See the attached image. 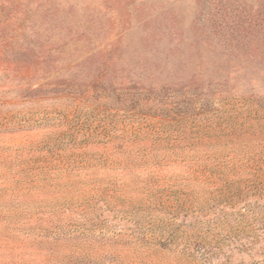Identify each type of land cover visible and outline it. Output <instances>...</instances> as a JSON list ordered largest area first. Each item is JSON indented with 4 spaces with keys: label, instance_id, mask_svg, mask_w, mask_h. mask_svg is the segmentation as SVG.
Returning a JSON list of instances; mask_svg holds the SVG:
<instances>
[{
    "label": "rangeland",
    "instance_id": "1",
    "mask_svg": "<svg viewBox=\"0 0 264 264\" xmlns=\"http://www.w3.org/2000/svg\"><path fill=\"white\" fill-rule=\"evenodd\" d=\"M92 205L90 234L264 264V0H0V264L65 256Z\"/></svg>",
    "mask_w": 264,
    "mask_h": 264
},
{
    "label": "trees",
    "instance_id": "2",
    "mask_svg": "<svg viewBox=\"0 0 264 264\" xmlns=\"http://www.w3.org/2000/svg\"><path fill=\"white\" fill-rule=\"evenodd\" d=\"M115 203L116 202H111L106 199L101 201V206H108L111 208ZM94 206L95 205L91 206V212H89L87 208L81 210V212H78L79 220L83 219L81 222L82 228L73 232V234L64 237L61 234L62 228L57 227L58 232L55 233L59 234L60 239L56 241L53 234H51L52 237L50 239L62 244V248L67 254L54 261H51L50 258L48 259L50 262H45L44 264H134V262L138 261V258H145L144 256H141V253L145 254L147 257H150L154 254L160 255L164 252L167 253L169 257H172L177 264L181 262L184 264H196L197 260H199V258L194 253V250H196L198 246L185 243L182 247H179L174 245L173 242L170 243V245L162 246L158 242H153L152 240L141 239L137 241L134 240L129 232H127V230L123 227L119 232H116L115 236L99 237L90 234L92 233V230L95 229L96 223L98 221V217L93 210ZM245 207L246 209L249 208V204L244 205V208ZM71 217L72 215L65 216V214H62L63 220H67ZM99 217L101 218V216ZM62 219H56L54 222H52V225L54 226L55 222L62 225ZM49 226L50 225H45L43 228L47 230ZM166 235L170 242L175 237L173 232H167ZM45 236H49V233L43 232L38 236L40 238L36 237L34 240H30V242L26 244V249H43V245L36 246L33 243H35L36 239H39V242L43 243ZM210 245L211 246L207 245L203 248V258L207 262L206 264H213L212 261L209 260V257L218 255L221 253L222 249L213 247L212 244ZM123 250H127V252H125L126 254L122 252ZM220 263L227 264L226 261Z\"/></svg>",
    "mask_w": 264,
    "mask_h": 264
}]
</instances>
